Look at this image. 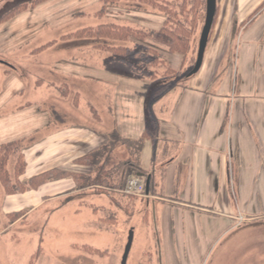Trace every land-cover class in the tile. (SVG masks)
Returning <instances> with one entry per match:
<instances>
[{"label": "crops", "instance_id": "0c3cea01", "mask_svg": "<svg viewBox=\"0 0 264 264\" xmlns=\"http://www.w3.org/2000/svg\"><path fill=\"white\" fill-rule=\"evenodd\" d=\"M216 12L198 73L157 99L150 79L123 71L113 57L80 60L78 43L59 47L68 53L44 69L39 97L29 98L15 79L4 81L0 146H23L21 182L50 171L89 176L92 168L78 160L102 149L110 135L138 142L155 125L139 152L118 144L98 159H108L105 166L134 159L143 173L135 177L149 182L144 200L153 202L160 257L193 254L228 223L264 220V0H216ZM117 19L142 31H157L164 21L137 7ZM155 48L174 68L176 54ZM84 98L88 110L80 107ZM73 184L66 177L14 195L0 185V236L12 227L11 215L85 190Z\"/></svg>", "mask_w": 264, "mask_h": 264}, {"label": "rangeland", "instance_id": "374dc122", "mask_svg": "<svg viewBox=\"0 0 264 264\" xmlns=\"http://www.w3.org/2000/svg\"><path fill=\"white\" fill-rule=\"evenodd\" d=\"M181 1L157 0L176 12ZM190 1L196 13L197 28L185 59L174 55L178 60L173 62V68L166 54L155 48L163 46L152 38L136 35L126 38L120 32L126 28L151 32L129 27L128 19H117L125 18L134 7L160 14L163 26L166 16L157 5L153 7L139 0H0V92L4 81L15 79L23 85L29 98L39 97L44 69L68 53L59 51L60 46L74 43L81 46L76 50L80 60L104 62L111 56L121 63L123 71L150 79L157 89L165 87L160 94L178 91L195 63L205 18V0ZM17 7L21 8L6 15ZM216 16L211 33L218 21ZM105 27L119 31L108 37L89 35ZM88 102L86 98L81 101L82 110L90 108L85 105ZM22 148L18 143L6 153V170L11 183L16 180L17 160L20 156L24 159ZM119 160L110 159L109 166L101 160L93 167L88 178L106 180V184L95 183L83 191L50 200L28 215L21 212L13 214L15 218L11 215L12 227L0 236V264H121L130 233L133 239L125 264H264V220L228 223L221 233L216 231L214 237L210 236L205 249L195 245L193 254H176L173 259L164 260L155 244L158 230L153 227V202L148 206L144 200L147 196L126 195L123 190H115L127 170V164L123 166L124 162ZM128 161L134 164L135 160ZM20 178L21 184L27 183ZM75 187L73 189H78ZM1 188L5 193L2 185ZM145 213L148 219L146 217L144 222ZM83 247L104 252V255L85 252Z\"/></svg>", "mask_w": 264, "mask_h": 264}, {"label": "trees", "instance_id": "16d2710c", "mask_svg": "<svg viewBox=\"0 0 264 264\" xmlns=\"http://www.w3.org/2000/svg\"><path fill=\"white\" fill-rule=\"evenodd\" d=\"M139 2L148 3L153 7L157 5L156 8H158L161 11H164L166 16L164 25L158 31H151V32L133 31L130 28L121 29L120 31L121 34H124L126 38H131L134 35H136L137 37L140 36L141 38L143 37L152 38L158 44L165 47L170 54H176L182 56V58L185 59L186 55L190 50L189 49L190 40L192 39L197 28L196 13H194L193 4L191 3V1L182 0L180 4L177 5V8L179 10L178 12L172 10L167 5L160 4L159 2H157V0H139ZM21 7H17L13 11L8 12L6 15L8 16L12 14V12L17 11ZM118 31L119 29L115 30L113 27L110 28L105 27L103 31L101 29L100 31L99 30L95 31L89 35L91 37H96V38L102 36L108 37ZM163 89H165V87L163 86L157 89L154 96L160 94L163 91ZM159 96H161V94ZM155 134H156L155 125L152 128V130H146L138 142L125 141L120 139L116 134H112L110 135L108 142L102 147V149L90 155H87L86 157L78 160V162L83 163L93 169V167H95L98 163L101 162V160H103L98 158L111 154L112 150L118 144H122V145L126 144L129 148L134 149L135 152H139V150H141L142 148L144 141L152 138L153 135ZM17 145L18 143L15 142L0 147V183L3 186L6 195L20 194L29 190H36L43 184H46L48 182H54L66 177H72L75 186L78 189L89 188V186L91 185H96L95 183H99L101 185L106 184V180L100 181L98 178L91 180L88 178L89 176H72L68 173L59 172V171L46 172L44 174L32 178L30 181H28L25 184H21L19 178L22 176L25 170V162L21 156L16 162L17 168L15 169L16 171L14 176L16 180L13 183H11L6 170V165L8 161L7 159L8 155H6V153H9L12 148H16ZM107 161L108 159H105L103 161V164H105ZM125 164H127V170L126 173L124 174L125 176L123 180L120 181L115 187V190L118 191L124 189L125 183L130 176L135 177L138 174L143 175V173L137 168V165L135 163L132 164L130 161H127L123 163V166H125ZM12 216L13 218L16 217V215H12ZM82 249L88 253L104 255V252H100L98 250L91 249L88 247H83Z\"/></svg>", "mask_w": 264, "mask_h": 264}, {"label": "water", "instance_id": "95a60500", "mask_svg": "<svg viewBox=\"0 0 264 264\" xmlns=\"http://www.w3.org/2000/svg\"><path fill=\"white\" fill-rule=\"evenodd\" d=\"M215 12H216V0H205L204 24H203V28L201 30L200 39H199L198 46H197L195 63L193 65L192 70L188 74L189 77H192L195 74H197L198 71L200 70L201 66H202L205 49H206L208 39H209V36L211 33L212 25L214 22ZM137 176L142 178L143 175L138 174ZM145 186H146V192H148V186H149L148 181H146ZM132 239H133V235H132V233H130L127 245H126L125 250H124V254L122 257L121 264L126 263L128 253H129V250L131 247Z\"/></svg>", "mask_w": 264, "mask_h": 264}, {"label": "built area", "instance_id": "2783aa9c", "mask_svg": "<svg viewBox=\"0 0 264 264\" xmlns=\"http://www.w3.org/2000/svg\"><path fill=\"white\" fill-rule=\"evenodd\" d=\"M123 193L126 195H132V196H145V186L142 181H140L136 177H130L125 184V187L123 189Z\"/></svg>", "mask_w": 264, "mask_h": 264}]
</instances>
